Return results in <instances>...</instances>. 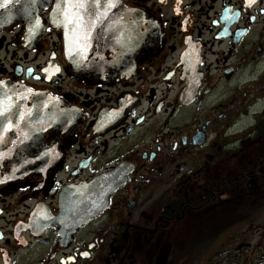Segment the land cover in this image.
<instances>
[{"label": "flooded vegetation", "instance_id": "flooded-vegetation-1", "mask_svg": "<svg viewBox=\"0 0 264 264\" xmlns=\"http://www.w3.org/2000/svg\"><path fill=\"white\" fill-rule=\"evenodd\" d=\"M77 1L0 25V264H264V0Z\"/></svg>", "mask_w": 264, "mask_h": 264}, {"label": "water", "instance_id": "water-1", "mask_svg": "<svg viewBox=\"0 0 264 264\" xmlns=\"http://www.w3.org/2000/svg\"><path fill=\"white\" fill-rule=\"evenodd\" d=\"M53 1L56 3V7L51 13V20L54 23H59L67 36L70 31L69 24V5L71 0H0V25H8L15 20H23L26 24L31 25L32 23H38L39 17L31 15V11L41 12L44 8L49 6ZM113 0H78L81 3H109ZM148 28L149 25L144 22L140 23L139 27V49L142 48L144 43L148 41ZM137 33V32H136ZM137 35V34H136ZM105 63H95L94 60L91 62V67L102 70Z\"/></svg>", "mask_w": 264, "mask_h": 264}, {"label": "bare ground", "instance_id": "bare-ground-1", "mask_svg": "<svg viewBox=\"0 0 264 264\" xmlns=\"http://www.w3.org/2000/svg\"><path fill=\"white\" fill-rule=\"evenodd\" d=\"M151 40V39H150Z\"/></svg>", "mask_w": 264, "mask_h": 264}]
</instances>
